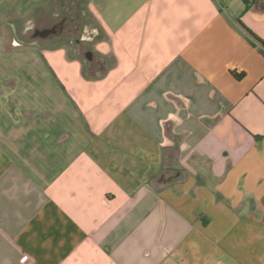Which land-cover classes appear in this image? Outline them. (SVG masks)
<instances>
[{
  "label": "crops",
  "instance_id": "obj_1",
  "mask_svg": "<svg viewBox=\"0 0 264 264\" xmlns=\"http://www.w3.org/2000/svg\"><path fill=\"white\" fill-rule=\"evenodd\" d=\"M239 23L264 0H0V264H264Z\"/></svg>",
  "mask_w": 264,
  "mask_h": 264
},
{
  "label": "trees",
  "instance_id": "obj_2",
  "mask_svg": "<svg viewBox=\"0 0 264 264\" xmlns=\"http://www.w3.org/2000/svg\"><path fill=\"white\" fill-rule=\"evenodd\" d=\"M246 2V0H245ZM248 5H245L244 10L248 9ZM241 29L245 32L247 39L249 40L250 44L257 48V50L264 56V42L250 29H248L243 24L239 23Z\"/></svg>",
  "mask_w": 264,
  "mask_h": 264
},
{
  "label": "water",
  "instance_id": "obj_3",
  "mask_svg": "<svg viewBox=\"0 0 264 264\" xmlns=\"http://www.w3.org/2000/svg\"><path fill=\"white\" fill-rule=\"evenodd\" d=\"M54 31H55V27H51V28L42 29V30H38V29H36V30H35V33H36L37 35H42V36H44V35L48 34L49 32H54Z\"/></svg>",
  "mask_w": 264,
  "mask_h": 264
},
{
  "label": "built area",
  "instance_id": "obj_4",
  "mask_svg": "<svg viewBox=\"0 0 264 264\" xmlns=\"http://www.w3.org/2000/svg\"><path fill=\"white\" fill-rule=\"evenodd\" d=\"M19 261L23 264L28 263V262H32L33 258L31 256H29L28 254H22L19 258Z\"/></svg>",
  "mask_w": 264,
  "mask_h": 264
},
{
  "label": "rangeland",
  "instance_id": "obj_5",
  "mask_svg": "<svg viewBox=\"0 0 264 264\" xmlns=\"http://www.w3.org/2000/svg\"><path fill=\"white\" fill-rule=\"evenodd\" d=\"M84 19H85V17H83ZM88 21H89V23L90 24H92L91 26H94L93 24H94V22L92 21V20H90V18H88ZM89 25V24H88ZM80 32H81V30H80ZM79 37H80V34H79Z\"/></svg>",
  "mask_w": 264,
  "mask_h": 264
}]
</instances>
